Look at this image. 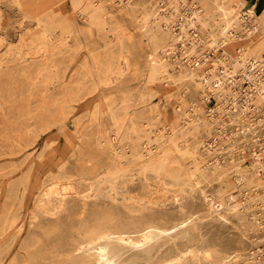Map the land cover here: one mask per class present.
Wrapping results in <instances>:
<instances>
[{
	"label": "rangeland",
	"instance_id": "374dc122",
	"mask_svg": "<svg viewBox=\"0 0 264 264\" xmlns=\"http://www.w3.org/2000/svg\"><path fill=\"white\" fill-rule=\"evenodd\" d=\"M263 66L257 1L0 0V264L96 214L130 232L186 221L118 264H262L263 96L251 111L242 89Z\"/></svg>",
	"mask_w": 264,
	"mask_h": 264
},
{
	"label": "bare ground",
	"instance_id": "6f19581e",
	"mask_svg": "<svg viewBox=\"0 0 264 264\" xmlns=\"http://www.w3.org/2000/svg\"><path fill=\"white\" fill-rule=\"evenodd\" d=\"M231 13V12H230ZM233 17V16H232ZM229 20V19H228ZM32 21V20H31ZM37 24V23H36ZM39 24V23H38ZM206 25V24H205ZM56 26V25H55ZM228 29V28H227ZM227 29L222 30V34H227ZM61 34V33H60ZM36 35V34H35ZM63 35V34H62ZM39 44V43H38ZM223 45V44H222ZM40 48V47H39ZM42 49V48H41ZM44 49V48H43ZM20 54V53H19ZM245 64V63H244ZM197 65V64H196ZM198 66V65H197ZM196 67V66H195ZM52 99V98H51ZM57 112V111H56ZM125 115V113H124ZM126 116V115H125ZM62 118V116H61ZM62 120V119H61ZM124 122V121H122ZM115 127V126H114ZM120 130V129H119ZM126 131V130H125ZM133 131V130H132ZM35 133V132H34ZM27 134V133H26ZM115 134V133H114ZM32 135V134H31ZM174 138V137H173ZM125 139V138H124ZM139 142V141H138ZM146 147V146H145ZM175 147V146H174ZM150 148V147H149ZM131 151V150H130ZM183 153V152H182ZM185 153V152H184ZM133 154V153H132ZM148 154V153H147ZM187 154V153H185ZM184 154V155H185ZM150 155V154H149ZM189 155V154H188ZM182 156V155H181ZM141 158V157H140ZM162 158H164L162 156ZM167 159V157H165ZM139 160V159H138ZM161 159L158 160V163ZM153 161V160H152ZM164 161V160H162ZM155 162V161H154ZM165 163V162H164ZM171 164V163H170ZM113 165V164H112ZM150 166V164H148ZM152 165V164H151ZM156 165V164H155ZM218 165V164H217ZM123 166V165H122ZM161 166V164H160ZM158 166V168L160 167ZM166 166V165H164ZM168 166V165H167ZM171 166V165H169ZM145 167V166H144ZM149 168V167H148ZM152 168V167H151ZM150 168V169H151ZM156 168V167H154ZM162 168V166H161ZM197 168V167H196ZM145 169V168H144ZM166 169V168H165ZM168 169V167H167ZM148 170V169H147ZM158 170V169H157ZM126 171V170H125ZM135 171V170H134ZM153 172L156 171L152 169ZM159 171V170H158ZM162 171V170H161ZM164 171V170H163ZM179 171V170H178ZM149 172V171H148ZM196 172V171H195ZM117 173V172H116ZM141 173V172H140ZM161 173V172H160ZM166 173V170H165ZM164 173V174H165ZM108 174V173H107ZM129 174V173H128ZM157 174V173H156ZM158 175V174H157ZM156 175V176H157ZM171 175V174H170ZM169 175V176H170ZM173 175V174H172ZM189 175V174H188ZM83 176V175H82ZM114 176V175H113ZM162 176H164L162 174ZM168 176V177H169ZM77 177V176H76ZM101 177V176H100ZM158 177V176H157ZM160 177V176H159ZM165 177V176H164ZM174 177V176H173ZM166 178V177H165ZM190 178V177H189ZM68 179V178H67ZM161 179V178H160ZM168 179V178H167ZM174 179V178H172ZM183 179V178H182ZM136 180V179H135ZM164 180V179H163ZM178 180V179H177ZM176 180V182H177ZM71 181V180H70ZM104 181V180H103ZM167 181V180H165ZM181 181V179L179 180V182ZM174 182V181H173ZM175 182V183H176ZM20 183V182H19ZM18 183V184H19ZM139 183V182H138ZM101 184V183H100ZM103 184V182H102ZM126 184V183H125ZM130 184V183H129ZM146 184V183H145ZM188 184V183H187ZM24 186V185H23ZM187 186V185H186ZM173 187V186H172ZM178 187V186H177ZM61 188V187H60ZM70 187H65L64 189H62V191L64 192V194H66V192L70 191ZM171 189V188H170ZM188 189V188H187ZM41 191V190H40ZM61 191V192H62ZM170 191V190H169ZM193 191V190H192ZM41 195H39L37 197V202L41 204V211H43L44 213L47 214V210H51L49 207L50 204V200L55 196H59L60 195V190L54 186L48 188V189H44L43 191H41ZM64 194H63V198H64ZM68 194V193H67ZM149 194V193H148ZM155 194V193H154ZM16 195V194H15ZM92 195V194H91ZM116 195V194H115ZM143 195V194H142ZM89 196V195H88ZM90 198V197H89ZM117 198V197H116ZM88 199V198H87ZM95 199V198H94ZM153 199V198H152ZM161 199V198H160ZM56 200V199H55ZM63 200V199H62ZM52 201V200H51ZM60 202V201H59ZM88 202V201H87ZM226 202V201H225ZM53 203V202H52ZM149 203V202H148ZM64 204V202H63ZM53 205V204H52ZM61 205V204H60ZM211 205V204H210ZM140 206V205H139ZM34 207V206H33ZM60 207V206H58ZM237 207V206H236ZM48 208V209H47ZM52 208V207H51ZM56 208V207H55ZM62 208V207H61ZM141 208V207H140ZM64 209V208H63ZM34 210V208H33ZM145 210V209H144ZM55 211V210H54ZM60 211V210H59ZM35 212V211H34ZM37 212V211H36ZM52 212V211H50ZM58 212V210H57ZM82 212V211H81ZM84 212V211H83ZM55 213V212H54ZM80 213V212H79ZM77 213V214H79ZM95 213V211H94ZM99 213V212H98ZM104 213V212H102ZM36 214V213H35ZM39 214V213H38ZM41 214V213H40ZM76 214V213H75ZM145 214V213H143ZM50 215V213L48 214ZM84 215V214H83ZM93 215V214H91ZM95 215V214H94ZM97 215V214H96ZM94 216L92 218V220H88L89 222H85L83 221V224H79L77 227H75V238H68V241L65 242V247H61L59 246V244H57V242H53L56 240V238H53L55 240L49 241L50 240V236L51 235H56L59 238H66L68 236H66V230H70L69 227L68 229H60L59 227H55L56 224H52L55 226H46L44 227L41 231L40 234L38 235L36 234H31V238L30 239H26L27 241L24 242V244H20V248L25 252V256H19L20 259L14 262L13 264H68V262L71 264H118L117 261H120V257H121V253L124 249L127 248H132V249H140V248H144L147 247L148 245H150L152 242H154L155 240H157L158 238L162 239V237L171 235L173 233H175L176 231H178L179 229L183 228L186 226V221H182L179 222L175 225H173L171 228L169 227V229L163 228L164 226H157L155 224H148L146 225L145 223V227L141 226L142 229L135 231V232H130L127 231V229H118L115 228L113 226L116 225L115 222H111V219L106 215V216H102L100 213L98 215L101 216ZM193 215V214H192ZM36 216V215H35ZM40 216V215H39ZM42 216V215H41ZM40 216V217H41ZM71 216V214H70ZM144 216V215H143ZM148 216V215H147ZM145 216V217H147ZM191 216V215H189ZM34 218V216H32ZM37 217V216H36ZM35 217V218H36ZM51 217V216H50ZM49 217V218H50ZM57 217V216H56ZM81 217V215H80ZM144 217V218H145ZM32 218V220H33ZM38 218V217H37ZM75 218V217H74ZM116 218V217H115ZM142 218V217H141ZM155 218V217H154ZM40 221L41 218H38ZM46 219V218H45ZM58 219V218H57ZM118 219V218H117ZM140 219V218H138ZM143 219V218H142ZM146 219V218H145ZM150 219V217H149ZM160 219V218H159ZM56 220V219H55ZM79 220V219H78ZM77 220V221H78ZM116 220V219H115ZM153 220V219H152ZM183 220V219H182ZM192 220V219H191ZM190 220V221H191ZM37 221V222H38ZM47 221V219H46ZM54 221V220H53ZM67 221V220H66ZM69 221V220H68ZM73 221V220H72ZM76 221V220H75ZM76 221V222H77ZM113 221V220H112ZM134 221V220H133ZM136 221V220H135ZM141 221V220H140ZM140 221H139V225H140ZM145 221V220H143ZM35 222V221H33ZM44 222V221H41ZM48 222V221H47ZM57 222V221H56ZM124 222V221H123ZM153 222V221H152ZM155 222V220H154ZM153 222V223H154ZM5 223V222H4ZM50 223V222H49ZM52 223V222H51ZM66 223V222H65ZM80 223V222H79ZM115 223V224H114ZM119 223V222H118ZM127 223V222H126ZM134 223V222H133ZM132 223V224H133ZM149 223V222H148ZM189 223V222H188ZM31 224V223H30ZM44 225V223H41ZM40 224V225H41ZM61 224V223H60ZM59 224V226H61ZM76 224V223H75ZM121 224V222H120ZM119 224V225H120ZM124 224V223H123ZM121 224V225H123ZM144 224V223H142ZM141 224V225H142ZM161 224V223H160ZM13 225V224H12ZM37 225V224H36ZM48 225V224H46ZM69 225V224H68ZM71 225V224H70ZM73 225V224H72ZM29 226V225H28ZM124 226V225H123ZM138 226V225H137ZM33 227V226H32ZM37 227V226H36ZM74 227V225L72 226ZM117 227V226H116ZM136 227V226H135ZM3 228V227H2ZM23 228V227H22ZM125 228V226H124ZM127 228V227H126ZM8 229V227H7ZM25 229V228H24ZM29 229V228H28ZM32 228H30L31 230ZM134 229V228H133ZM137 229V228H136ZM134 229V230H136ZM139 229V228H138ZM10 230V228H9ZM8 230V231H9ZM34 230V229H33ZM36 230V228H35ZM39 230V229H38ZM36 230V231H38ZM183 230V229H182ZM17 231V230H16ZM27 231V230H26ZM71 231V230H70ZM184 231V230H183ZM182 231V233H183ZM3 232V231H2ZM0 232V233H2ZM20 232V230H19ZM22 232V231H21ZM24 232V231H23ZM136 234V235H132V234ZM181 233V234H182ZM15 234V233H14ZM18 234V232H17ZM25 234V233H24ZM180 234V233H179ZM178 234V235H179ZM1 235V234H0ZM70 235H72L70 233ZM3 237V235H2ZM16 237V236H15ZM30 237V236H27ZM53 237V236H52ZM70 237V236H69ZM172 237V236H171ZM175 237V236H174ZM173 237V238H174ZM49 238V239H48ZM170 238V237H169ZM14 239V238H13ZM45 239H48V241H44ZM159 239V240H160ZM64 240V239H63ZM159 240H157L156 242H158ZM167 240V239H166ZM171 240V239H170ZM172 241V240H171ZM155 242V243H156ZM23 243V242H22ZM11 244V243H10ZM64 244V243H63ZM190 244V243H189ZM5 245V244H4ZM152 245V244H151ZM154 245V243H153ZM162 245V244H161ZM188 245V244H187ZM3 246V245H2ZM177 246V245H176ZM191 246V245H190ZM189 246V247H190ZM7 249V246H5ZM151 247V246H150ZM159 247V246H157ZM156 247V248H157ZM161 247V246H160ZM180 247V246H179ZM155 248V247H154ZM170 248V247H169ZM175 248V247H174ZM182 248L184 249V247L182 246ZM180 248V249H182ZM186 248V245H185ZM10 249V248H9ZM8 249V250H9ZM146 249V248H144ZM143 249V250H144ZM156 250V249H155ZM166 250V249H165ZM174 251V249H172ZM176 250V249H175ZM187 250V249H186ZM185 250V251H186ZM198 250V249H197ZM3 251V250H2ZM5 251V250H4ZM20 251V249H19ZM140 251V250H139ZM138 251V252H139ZM180 251V250H179ZM7 252V251H6ZM130 252V251H129ZM128 252V253H129ZM137 252V253H138ZM142 252V251H141ZM169 252V251H168ZM183 252V251H182ZM196 252V251H195ZM135 253V252H134ZM150 253V252H149ZM149 253L147 255H149ZM155 253V251H154ZM174 253V252H173ZM176 253V252H175ZM180 253V252H179ZM184 253V252H183ZM133 254V252H132ZM130 253V255H132ZM136 254V253H135ZM134 254V255H135ZM140 254V253H138ZM153 254V253H152ZM190 254V253H189ZM6 255V254H5ZM4 255V257H5ZM20 255V254H19ZM125 255V254H124ZM141 255V254H140ZM144 255V254H143ZM146 255V256H147ZM162 255V254H161ZM167 255V254H166ZM174 255V254H173ZM177 255V254H176ZM229 255V254H228ZM9 256V255H8ZM123 256V255H122ZM126 256V255H125ZM145 256V257H146ZM160 256V255H159ZM165 256V255H164ZM172 256V255H170ZM169 256V257H170ZM222 256V255H221ZM236 256V255H235ZM3 257V258H4ZM124 257V256H123ZM138 258V256H136ZM141 257V256H140ZM176 257V256H174ZM179 257V256H178ZM1 258V259H3ZM8 258V257H7ZM126 258V257H125ZM144 258V257H143ZM149 260V257H146ZM184 258V257H182ZM124 259V258H123ZM145 259V258H144ZM158 259H163L158 258ZM156 258V261H159ZM219 259V258H218ZM133 260V259H132ZM154 260V259H153ZM164 260V259H163ZM176 260H178V258H171L164 261V263L162 264H174L176 262ZM219 261V260H218ZM10 262V261H9ZM7 262V263H9ZM125 262V261H124ZM138 262V261H137ZM121 262H119L120 264ZM136 263V262H134ZM141 263V260H140ZM145 263V262H144ZM154 263V262H153ZM129 264V263H128ZM156 264V263H154ZM159 264V263H158ZM161 264V263H160ZM225 264V263H224Z\"/></svg>",
	"mask_w": 264,
	"mask_h": 264
},
{
	"label": "built area",
	"instance_id": "2783aa9c",
	"mask_svg": "<svg viewBox=\"0 0 264 264\" xmlns=\"http://www.w3.org/2000/svg\"><path fill=\"white\" fill-rule=\"evenodd\" d=\"M244 19H247V17H243ZM248 80L245 81V86H244V89L243 90V105L245 103H248V106L247 109H250L251 111H254V109L256 108L254 106V103L253 102V97L256 96V93L258 92V90L260 89L261 90V94L263 96V104H262V118H264V66L262 67L261 70H259V72L255 73L254 75L252 76H248L247 77ZM259 133V132H258ZM263 133H264V130H263ZM261 258L263 260L262 264H264V253L261 255Z\"/></svg>",
	"mask_w": 264,
	"mask_h": 264
},
{
	"label": "crops",
	"instance_id": "0c3cea01",
	"mask_svg": "<svg viewBox=\"0 0 264 264\" xmlns=\"http://www.w3.org/2000/svg\"><path fill=\"white\" fill-rule=\"evenodd\" d=\"M249 2L257 1L259 4H261V7H264V0H248Z\"/></svg>",
	"mask_w": 264,
	"mask_h": 264
}]
</instances>
